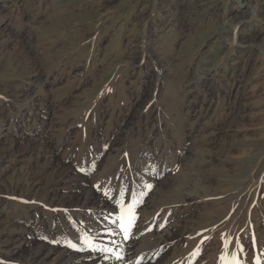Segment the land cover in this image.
I'll use <instances>...</instances> for the list:
<instances>
[{"label": "rangeland", "instance_id": "rangeland-1", "mask_svg": "<svg viewBox=\"0 0 264 264\" xmlns=\"http://www.w3.org/2000/svg\"><path fill=\"white\" fill-rule=\"evenodd\" d=\"M36 263L264 264V0H0V264Z\"/></svg>", "mask_w": 264, "mask_h": 264}, {"label": "bare ground", "instance_id": "bare-ground-1", "mask_svg": "<svg viewBox=\"0 0 264 264\" xmlns=\"http://www.w3.org/2000/svg\"><path fill=\"white\" fill-rule=\"evenodd\" d=\"M260 159V158H259ZM88 192V191H87ZM92 195V194H91ZM90 196V195H89ZM90 197H93V196H90ZM86 198H87V196H86ZM90 200V199H89ZM102 202V201H101ZM103 203H104V201H103ZM93 226V225H92ZM111 234V233H110ZM130 234V233H129ZM52 248V247H51ZM41 252V251H40ZM38 253V252H37ZM108 255V254H107ZM79 256V255H78ZM100 260V259H99ZM127 261V260H126ZM32 262V261H31ZM43 263V262H42ZM37 264V263H36ZM65 264V263H64Z\"/></svg>", "mask_w": 264, "mask_h": 264}, {"label": "snow or ice", "instance_id": "snow-or-ice-1", "mask_svg": "<svg viewBox=\"0 0 264 264\" xmlns=\"http://www.w3.org/2000/svg\"><path fill=\"white\" fill-rule=\"evenodd\" d=\"M149 187H151V186H149ZM131 207V206H130ZM72 247H75V245H71Z\"/></svg>", "mask_w": 264, "mask_h": 264}]
</instances>
